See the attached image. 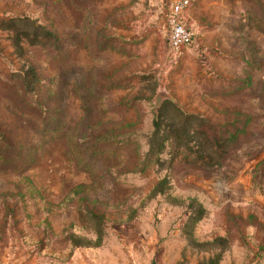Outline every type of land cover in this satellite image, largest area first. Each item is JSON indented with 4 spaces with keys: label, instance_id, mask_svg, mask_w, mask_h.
<instances>
[{
    "label": "rangeland",
    "instance_id": "1",
    "mask_svg": "<svg viewBox=\"0 0 264 264\" xmlns=\"http://www.w3.org/2000/svg\"><path fill=\"white\" fill-rule=\"evenodd\" d=\"M168 15L0 0V264H264V0Z\"/></svg>",
    "mask_w": 264,
    "mask_h": 264
},
{
    "label": "built area",
    "instance_id": "2",
    "mask_svg": "<svg viewBox=\"0 0 264 264\" xmlns=\"http://www.w3.org/2000/svg\"><path fill=\"white\" fill-rule=\"evenodd\" d=\"M169 15V44L173 49L188 46L192 42V34L185 27L183 13L190 4V0H167Z\"/></svg>",
    "mask_w": 264,
    "mask_h": 264
},
{
    "label": "trees",
    "instance_id": "3",
    "mask_svg": "<svg viewBox=\"0 0 264 264\" xmlns=\"http://www.w3.org/2000/svg\"><path fill=\"white\" fill-rule=\"evenodd\" d=\"M155 125L159 126L158 123H156Z\"/></svg>",
    "mask_w": 264,
    "mask_h": 264
}]
</instances>
